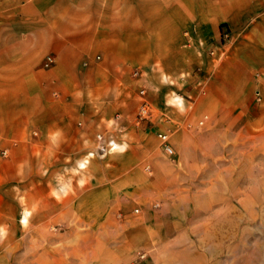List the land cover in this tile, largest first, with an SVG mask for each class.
I'll return each mask as SVG.
<instances>
[{
    "label": "crops",
    "instance_id": "0c3cea01",
    "mask_svg": "<svg viewBox=\"0 0 264 264\" xmlns=\"http://www.w3.org/2000/svg\"><path fill=\"white\" fill-rule=\"evenodd\" d=\"M199 84L202 97H181ZM262 86L264 0H0V153L9 151L0 155V264L21 250L5 243L19 222L32 223L30 238L50 239L53 222L66 237L136 189L144 159L156 174L164 157H192L191 142L210 148L227 134L226 110L248 117L236 141L254 128L262 138ZM138 87L153 122L137 145L130 132L121 143L115 131L139 108ZM98 132L113 133L119 149L90 157ZM159 132L170 133L172 155ZM26 250L45 264H81L68 262V246Z\"/></svg>",
    "mask_w": 264,
    "mask_h": 264
},
{
    "label": "rangeland",
    "instance_id": "374dc122",
    "mask_svg": "<svg viewBox=\"0 0 264 264\" xmlns=\"http://www.w3.org/2000/svg\"><path fill=\"white\" fill-rule=\"evenodd\" d=\"M203 86L181 97L185 101L202 97ZM258 90L261 99L254 96L259 104L264 101V86ZM238 112L225 111L227 134L216 133L210 148L202 140L194 148L191 142L186 150L194 149L192 157H164L166 166L156 174L144 159L139 168L145 175L141 174L136 189L125 191L126 198L110 201L107 210L100 207L92 220L67 227L66 237L60 238L58 223L53 222L50 239L30 238L27 231L32 223L19 222L17 237L6 238L5 243L21 250L3 255L6 261L45 264L42 254L27 253V246L42 251L44 246L62 245L72 249L68 262L75 258L81 264H264V133L258 138L253 136L257 128L249 129L243 141H236L235 132L248 118ZM127 119L129 125L115 132L121 143L123 134L130 132V144L137 145L140 131L145 133L140 126L153 120L139 119L137 103ZM260 130L264 132V127ZM79 160L75 162L80 167ZM33 257L39 259L32 261Z\"/></svg>",
    "mask_w": 264,
    "mask_h": 264
},
{
    "label": "built area",
    "instance_id": "2783aa9c",
    "mask_svg": "<svg viewBox=\"0 0 264 264\" xmlns=\"http://www.w3.org/2000/svg\"><path fill=\"white\" fill-rule=\"evenodd\" d=\"M224 37L226 39L229 38L228 34H225ZM100 57L98 56L97 59ZM53 58L51 56H48L44 61V67L49 68L51 67L53 63ZM145 90H140L139 94L143 97V100L138 108V116L140 120L144 119H151L155 114V109L152 107V105L144 98L145 96ZM256 97L257 100L261 99V90L256 91ZM158 137L162 141V145L164 147V151L167 154L172 155L174 153L173 147L169 144V132H159ZM96 147L89 152L90 157H100L104 158L107 155L111 154L112 152H115L119 149V142L116 138V136L111 132H98L96 133ZM9 151L7 149H3L0 153L1 156L6 157L8 155Z\"/></svg>",
    "mask_w": 264,
    "mask_h": 264
},
{
    "label": "bare ground",
    "instance_id": "6f19581e",
    "mask_svg": "<svg viewBox=\"0 0 264 264\" xmlns=\"http://www.w3.org/2000/svg\"><path fill=\"white\" fill-rule=\"evenodd\" d=\"M26 217H27V216H26ZM26 217H25V218H26Z\"/></svg>",
    "mask_w": 264,
    "mask_h": 264
}]
</instances>
